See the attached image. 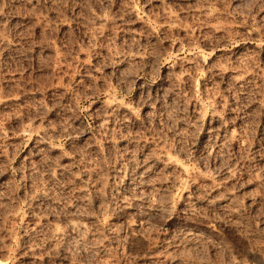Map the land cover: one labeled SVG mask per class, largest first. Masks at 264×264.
<instances>
[{"label": "rangeland", "instance_id": "1", "mask_svg": "<svg viewBox=\"0 0 264 264\" xmlns=\"http://www.w3.org/2000/svg\"><path fill=\"white\" fill-rule=\"evenodd\" d=\"M0 264H264V0H0Z\"/></svg>", "mask_w": 264, "mask_h": 264}, {"label": "bare ground", "instance_id": "2", "mask_svg": "<svg viewBox=\"0 0 264 264\" xmlns=\"http://www.w3.org/2000/svg\"><path fill=\"white\" fill-rule=\"evenodd\" d=\"M156 159V158H155ZM159 159V157L157 158ZM155 162V161H154ZM160 163L162 165V167H169L171 165H173L176 168H180L181 170H183V168L179 167V165L177 164L176 161H173L171 157L169 156H162V158L160 160H158L157 164ZM147 172L145 170L140 171V175L143 176L144 174H146ZM123 208H127L125 206V204H123L122 206ZM69 228L71 230L75 229L77 231H81L84 228V224L82 222H74L73 223V219H71L69 221ZM126 228L130 230L131 233H133L132 235H134L135 233V225H133V223L127 222L126 223ZM58 229V228H57ZM56 229V232L58 231Z\"/></svg>", "mask_w": 264, "mask_h": 264}]
</instances>
